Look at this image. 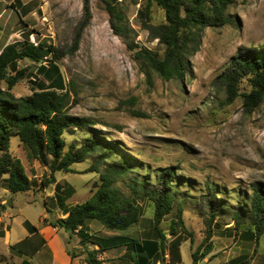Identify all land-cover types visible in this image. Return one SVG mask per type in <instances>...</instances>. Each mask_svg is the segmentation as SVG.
<instances>
[{
  "label": "rangeland",
  "instance_id": "obj_1",
  "mask_svg": "<svg viewBox=\"0 0 264 264\" xmlns=\"http://www.w3.org/2000/svg\"><path fill=\"white\" fill-rule=\"evenodd\" d=\"M14 1L0 0V13L4 12L5 4ZM104 1L116 5L124 15V26L129 31L127 39L111 29ZM89 3L91 16L75 48V38L85 22L84 0H17L13 16L2 14L0 49L6 44L28 41L34 45L43 43L62 53L57 65L70 91L72 115L89 118L95 123L94 129L117 143L121 154L130 157L141 179L148 175L150 183H155L154 172L170 167L178 177L190 180L179 184L177 201L183 204L184 222L188 232L193 233L192 238L181 232L176 206L160 225L166 233L169 260L172 256L179 257L182 264H192V254L206 238L200 191L209 183L225 190V196L219 198L226 202L227 213L215 221L219 226L214 229L212 253L198 263L227 264L243 257L249 264H264V236L254 253L253 234L247 225L235 231L229 209L236 207L237 202L243 204L244 194L250 195L253 184L264 183V105L251 113L245 111L241 98L226 105V95L217 82L239 49L264 46V0H233L228 11L232 24L204 31L201 47L191 59L192 69L184 82L164 81L156 74H151L148 81L142 73L135 59L138 49L145 48L160 56L164 52V47L152 41L143 27L147 18L143 0H89ZM150 16V24L165 21L164 12L156 5L152 6ZM128 43L137 45L136 51H130ZM23 69L27 70L25 77L11 91L18 98L30 96L32 83L43 81L38 73L39 64L28 60L17 62L9 75ZM6 88V83H0V89ZM135 112L145 117H136ZM90 135L68 131L64 135L66 151L70 145L79 146ZM10 151L22 162L32 188L26 193L12 194L0 180V264L19 263L11 255L25 259L36 255L33 250L36 251L34 245L39 246V235L18 242L27 233L26 221L42 227L65 218L59 197L72 187L74 195L67 200V207L84 203L92 197L99 182V175L92 172L94 159H91L73 165V173H55V182L46 185L50 180L49 168L33 159L17 137L11 138ZM134 177L118 181L116 186L121 193L131 194L129 183ZM185 193L188 195L184 198ZM134 200L141 207L142 217L130 234L138 239L154 238L150 201L138 196ZM173 223L178 237L169 232ZM88 227L94 235L111 234L97 221L89 222ZM11 228V243L7 244L5 233ZM176 237L181 238L178 253H174L173 246ZM23 242L20 248H11ZM77 242L76 236L65 240L72 251L79 245Z\"/></svg>",
  "mask_w": 264,
  "mask_h": 264
},
{
  "label": "trees",
  "instance_id": "obj_2",
  "mask_svg": "<svg viewBox=\"0 0 264 264\" xmlns=\"http://www.w3.org/2000/svg\"><path fill=\"white\" fill-rule=\"evenodd\" d=\"M143 1V13L147 17L143 27L152 41H157L164 47L163 55L145 48L136 51L138 47L134 43H128L127 46L130 51H136L135 59L148 81H151V74H156L164 81L184 82L192 69L191 59L201 47L204 31L222 29L232 24L228 11L233 0ZM104 2L110 15L111 29L116 35L127 39L129 31L124 26V15L116 5ZM89 4V0H84L85 22L75 38V48L79 46L82 32L91 16ZM153 5L164 12L165 21L161 24L149 23ZM62 56V53L43 43L34 45L28 41L14 42L1 51L0 83H6L7 88L0 89V180L12 194L26 193L32 188V181L27 176L22 162L10 151L12 137L19 139L33 159L49 168L50 180L46 181V185L55 182V173H73V165L94 159L92 172L99 175V182L95 184L97 189L92 197L84 203L68 208L66 202L74 195L73 188L69 187L66 195L59 197V207L66 218L50 223L52 227L68 233L71 238H78L79 246L75 251L69 249V243H66L68 254L72 258L85 256V264H103L98 258L100 254L112 249L126 248L125 256L130 255V259L134 257L135 264H156L158 261L160 264H166L167 237L160 225L172 214L175 206L181 232L190 239L193 236L184 222L183 204L177 201L179 184L182 186L183 182L190 183V180L178 177L176 171L170 167L154 172L155 183H150L152 180L148 175L141 179L130 157L121 154L117 143L109 141L94 129L95 123L89 118L72 115L69 107L70 91L57 65ZM24 60L39 64L38 73L43 81L32 83L30 96L18 98L11 91L25 77L27 70H18L13 76L9 75V70L17 62ZM217 82L226 95V105H231L241 98L247 113L264 105V46L258 49H239L230 61L227 71L218 77ZM244 84L247 85L246 89L242 88ZM134 116L145 117L139 112H135ZM71 130L91 135L83 139L79 146L70 145L66 151L64 135ZM131 175L136 177L129 183L131 194L126 196L116 184L121 178ZM148 186L152 188L149 189ZM200 193L203 201L201 214L205 219L207 234L192 254L193 264H199V260L206 259L212 253V238L217 226L215 221L227 213L226 202L219 198L225 196V190L206 183ZM187 195L185 193L184 198ZM134 196L150 201L154 238L138 239L130 234L139 225L142 217L141 207L135 202ZM229 209L232 211L231 220L235 231H240L247 225L248 231L253 234L256 253L264 236V183L253 184L250 195L244 194L243 204L237 202L236 207L230 206ZM92 221L99 222L112 235L104 237L91 234L88 223ZM24 226L30 234H37V228L29 222L26 221ZM169 232L172 236L178 235L175 223ZM180 241L181 238H177L174 242V253L179 252ZM24 242L11 248H20ZM180 261L179 257L172 256L167 264H177ZM227 264L249 262L239 257Z\"/></svg>",
  "mask_w": 264,
  "mask_h": 264
},
{
  "label": "crops",
  "instance_id": "obj_3",
  "mask_svg": "<svg viewBox=\"0 0 264 264\" xmlns=\"http://www.w3.org/2000/svg\"><path fill=\"white\" fill-rule=\"evenodd\" d=\"M16 1L17 0H15L13 3L9 2V3L5 4L4 12L0 13V20L3 18V15H2L3 13H5V14L10 13V15L13 16L12 13H15L14 6H15ZM6 9H8V10H6ZM7 45H9V44L4 45L0 49V53L3 50V48L6 47ZM69 208H71V207H69ZM65 218H66V216H65ZM50 223L51 222H49L48 224H44L42 227H36L38 230L37 234H30L28 232V230L26 229L27 233H24L22 235V238H18V242H19V239L23 240L26 237L29 238L33 235H39L40 236V239H39L40 243H39V246L34 245V246H36L35 247L36 248V251H35L36 255L33 257L31 256L30 259L20 258L19 256H12L11 255L12 258H14L17 262H19L16 264H85V256L81 255V256H77L76 258H72L68 254L66 244H65V240H66V238L70 237V235L63 230L52 227L50 225ZM11 232H12V228L10 231H6V233H5V238H6L7 244L11 243L10 242ZM111 235H112V233L109 234V236H111ZM15 243H17V242H15ZM77 244H79V242H77ZM78 246L79 245H75L74 248H77ZM31 248H33L32 245H31ZM181 249H182V246L180 248V253H181ZM76 254L78 255L79 253H76ZM125 254H126V248L112 249V250H108V251L100 254L99 260L102 261L103 264H135L134 260H133L134 257L133 258L131 257V259L130 258L127 259L125 257ZM165 257H166L165 263L167 264L170 261L167 251H166ZM181 258H182V253H181ZM143 264H149V262L143 263ZM152 264H153V262H152ZM156 264H160V262L158 261ZM177 264H182V259Z\"/></svg>",
  "mask_w": 264,
  "mask_h": 264
},
{
  "label": "built area",
  "instance_id": "obj_4",
  "mask_svg": "<svg viewBox=\"0 0 264 264\" xmlns=\"http://www.w3.org/2000/svg\"><path fill=\"white\" fill-rule=\"evenodd\" d=\"M99 258V257H98Z\"/></svg>",
  "mask_w": 264,
  "mask_h": 264
}]
</instances>
